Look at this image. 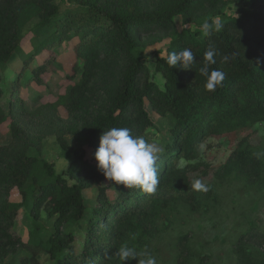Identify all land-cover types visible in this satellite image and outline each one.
<instances>
[{"label":"trees","instance_id":"obj_1","mask_svg":"<svg viewBox=\"0 0 264 264\" xmlns=\"http://www.w3.org/2000/svg\"><path fill=\"white\" fill-rule=\"evenodd\" d=\"M224 5L223 0H80L72 9L59 10L53 0H0V67L25 53L26 65L32 58L41 65L31 78L40 81L62 38L72 41L70 52L84 61L82 80L70 85L55 104H45L52 111L59 106L67 110L65 129L79 142L67 169L72 183L55 174L44 158L29 153L32 145L39 146V134L30 125L42 120L43 129L51 133L55 129L50 115H42L40 108L28 111L16 90L7 97L0 123L10 119L14 145H0V264L18 247L24 251L20 264H40L42 251L52 264H121L115 253L124 243L139 252L152 246L159 252L153 245L160 233L157 220L171 201L183 200L197 209L208 195L218 197L216 179L219 184L244 183L239 192L248 188L264 193V134L254 144L250 135L239 140L223 164L205 173L214 178L204 184L206 190L191 187L190 174L197 166L191 162L204 135L264 121V0H242L237 16L226 15ZM177 16L184 24L220 18L223 29L197 39L185 27L178 30ZM32 17L37 21L29 30L32 46L26 53L22 27ZM168 36L167 54L191 48L196 62L190 69L169 68L167 55L158 57L155 69L164 77L160 88L148 80L141 54ZM210 44L218 53L210 67L225 74L215 92L205 91L206 78L199 73ZM225 54L235 55L221 63ZM144 99L163 119L160 126L149 118ZM150 126L156 127V142L164 147L157 161L156 192L146 194L107 180L93 156L103 132L127 127L140 136ZM21 142L28 144L27 150L20 149ZM181 156L188 162L177 166ZM91 186L100 189L94 208L85 204L84 190ZM108 186L116 189L111 197ZM14 187L32 214L33 226L25 238L12 232L18 204L8 197ZM42 210L56 215L53 231L45 234ZM244 233H249L241 235L247 240L264 236Z\"/></svg>","mask_w":264,"mask_h":264},{"label":"rangeland","instance_id":"obj_2","mask_svg":"<svg viewBox=\"0 0 264 264\" xmlns=\"http://www.w3.org/2000/svg\"><path fill=\"white\" fill-rule=\"evenodd\" d=\"M223 1L225 2L223 12L226 15L237 16L239 14L238 9L242 6V0ZM53 2L59 10H64L76 7L80 0H53ZM203 20L197 19L194 23L184 24L181 16L175 18L178 30L185 27L197 39H201L203 35L195 29L199 28ZM36 21L37 18L32 17L22 27L25 39L23 49L26 53L32 46L28 41L30 36L28 33ZM170 37L149 45L141 54V61L147 67L148 80L160 88L164 86V77L161 72L156 71L155 61L158 57L167 55V44ZM71 46L72 41L61 39L55 48L54 58L48 59L50 68L46 74H43L40 81L31 78L41 65L36 58L28 59L30 62L26 65L23 62V58L26 57L25 53L12 57L0 67V119L7 113L9 105L7 97L12 90L18 92L24 101V108L28 111L34 109L36 111L40 108L42 115H50L55 129L51 133L43 129L44 121L42 120H39L37 125L35 121L30 125L33 131L39 134V146L35 148L36 146L32 145L29 153L51 163L54 173L63 176L68 183L74 182V179L68 175L67 169L73 160V152L79 142L65 129V122L68 120L67 110L59 106L52 111L45 107V104H55V101L59 99L58 96L65 93L70 85L82 80L84 61L70 52ZM41 70L45 68L42 67ZM144 102L149 118L154 124L160 126L163 119L147 99H144ZM9 122L8 118L0 123V145H14ZM159 134L156 127L150 126L140 136H144L149 142H156ZM263 134L264 121H259L230 131L204 135L202 141L196 145V157L191 162L197 165L194 172L190 174L191 183L195 179H200L203 185L211 183L214 178L205 173L223 164L239 140L250 135V142L254 144ZM19 146L22 150L28 148L25 142H21ZM86 150L87 157L90 151L87 147ZM186 162L188 159L181 156L176 164L182 166ZM220 181L216 179V185H214V189L218 192L216 199L208 195V198L204 199L197 209L192 208L183 200L171 201L167 211L161 213V217L157 220L159 239L153 244L160 250L157 252L153 246L149 250L156 258L157 264H262L264 262V236L250 240L241 236H249V233H244V231L252 233L257 231V235L264 233V193L248 188L239 192V187L244 183L223 181L219 184ZM114 190H116L115 186L112 188L108 186L107 195L111 197ZM99 192L100 189L96 186L84 190L85 204L88 208H94L98 202ZM8 199L18 204L12 232L16 237L25 238L33 226L30 205L24 202L17 187L10 190ZM55 219V214L49 215L45 210L41 211V224L45 229L42 234L53 231ZM235 225L237 226L234 228ZM64 228L68 226L64 224ZM72 229L76 230L77 225H73ZM143 250L145 249L140 252ZM23 254L24 251L18 247L16 252L5 258V263L20 264ZM39 262L40 264L53 263L49 254L44 251L39 254ZM131 264H137V260L133 259Z\"/></svg>","mask_w":264,"mask_h":264},{"label":"clouds","instance_id":"obj_3","mask_svg":"<svg viewBox=\"0 0 264 264\" xmlns=\"http://www.w3.org/2000/svg\"><path fill=\"white\" fill-rule=\"evenodd\" d=\"M223 29L220 18L205 20L198 30L204 37L211 36L214 32ZM216 49L210 44L203 55V63L199 68L201 76L205 77L204 89L215 92L222 87L225 74L210 66L216 64ZM235 54L221 56L220 62L227 63ZM195 54L191 48L180 51H172L167 54L166 64L169 68L179 66L182 69H190L196 62ZM164 152V147L155 141L149 142L143 136L133 135L127 127H113L103 132L99 138V146L93 153L96 167L104 177L115 183L116 186L125 188H138L146 194H154L159 185V172L157 161ZM194 190H206L200 179H195L191 185ZM135 239V235L132 237ZM121 264L132 259L137 264H157L156 258L147 249L142 252L124 243L115 253Z\"/></svg>","mask_w":264,"mask_h":264}]
</instances>
